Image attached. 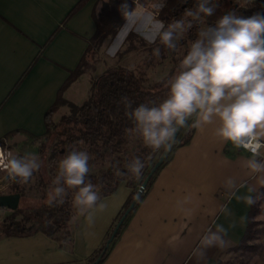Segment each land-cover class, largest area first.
Here are the masks:
<instances>
[{
  "label": "crops",
  "instance_id": "crops-1",
  "mask_svg": "<svg viewBox=\"0 0 264 264\" xmlns=\"http://www.w3.org/2000/svg\"><path fill=\"white\" fill-rule=\"evenodd\" d=\"M80 1L0 0V139L14 155L22 156L34 147L39 158L32 135L45 133L46 113L96 31L93 11L98 0H88L74 12ZM87 74L67 90L68 100ZM215 127L195 128L190 142L171 151L99 264H221L224 255L239 248L251 221L264 225V172L244 167L250 153L221 141L214 135ZM16 130L22 132L4 138ZM228 177L240 186L237 195H250L253 205L235 197L229 203L223 187ZM131 191L122 181L114 193L101 197L106 208L95 211L92 226L84 217L75 218L70 243L61 244L43 232L1 236L0 264L87 263L105 244ZM225 203L231 216L219 211ZM233 223L235 227H229ZM217 224L228 229L226 246L212 247L198 259L194 250L201 237ZM246 264H264V252L254 254Z\"/></svg>",
  "mask_w": 264,
  "mask_h": 264
},
{
  "label": "clouds",
  "instance_id": "clouds-1",
  "mask_svg": "<svg viewBox=\"0 0 264 264\" xmlns=\"http://www.w3.org/2000/svg\"><path fill=\"white\" fill-rule=\"evenodd\" d=\"M186 2V0H185ZM122 0L118 10L127 8ZM218 5L212 0H199L195 10H186L190 20H176L165 27L163 21H156V31L151 42L157 39L165 49L175 51L178 41L196 27V39L179 61L174 72L164 83L166 97L159 103H142L132 108V102L123 98L125 116L133 121L134 131L144 143L160 149L169 145L176 134L188 126L201 128L215 124L214 135L230 143L235 149L250 153L244 167L253 173L264 172V12L250 16L228 11L213 25L199 28L201 15L210 17ZM127 15V13H125ZM152 55L159 59L161 48L153 49ZM151 105V106H150ZM81 144L83 141L80 142ZM89 154L74 147L58 163V171L47 190L44 203L48 207L62 206L68 190H75L72 204L86 224L95 223V211H103L97 185L88 178ZM145 167L137 156L126 168L131 176L139 179ZM41 168L39 158L32 153L14 155L0 148V170L7 173V179L28 184L35 172ZM116 176H122L119 169ZM229 197L253 205L250 195H237L239 185L228 177L223 184ZM219 211L226 217L233 213L225 203ZM229 227H235L231 224ZM228 229L217 224L209 228L200 239V246L194 250L198 259L206 256L212 247L224 248Z\"/></svg>",
  "mask_w": 264,
  "mask_h": 264
},
{
  "label": "trees",
  "instance_id": "trees-1",
  "mask_svg": "<svg viewBox=\"0 0 264 264\" xmlns=\"http://www.w3.org/2000/svg\"><path fill=\"white\" fill-rule=\"evenodd\" d=\"M141 1L144 2L145 0ZM242 1L243 5H240V3L233 4L231 0H212L213 4L218 5L215 14L210 17L201 15V19L206 20L207 27L208 25H213L220 16L228 11H235L237 14H242L244 16H250L256 12H264V0H254L251 2L249 0ZM87 2L88 0H81L74 9V12L81 9ZM121 2L122 0L97 1L93 11L96 31L89 39L87 49L78 66L70 72L68 79H66L58 92L55 103L47 111L44 122L46 123L45 133L41 135H32L34 142L38 144L40 157L47 160L50 175H56L60 159L64 157L68 151L72 150L73 147L76 150L92 153L98 158L111 157L116 153L119 154V152L124 149L125 144L129 142L128 139L137 132L134 131L133 121L125 116L123 98L127 97L128 100L132 102V108H135L142 103H148L150 101L159 104L166 97L167 89L163 86V83L174 74L180 60H174L173 67L161 80L147 84V69L153 68L161 63V60L152 55L153 49L160 47L162 52V45L158 39L154 43L146 42L133 30L129 32L126 38L127 46L122 49V51L120 50L118 52V56L122 58L130 52H134V50L145 51L147 52V56L144 61V68H139V70L129 69L124 66L108 68L104 73L92 78L91 94L88 100L81 104H75L65 97V93L71 85L85 74L90 60L99 53L98 50L102 48L105 40L116 39L121 29L130 19L136 5L134 0H127L128 7L118 10ZM198 2L199 0H186V2L185 0H162V9L159 12L158 18L165 23V27L176 20H190L191 18L185 15L186 10H195ZM125 13H127V15H125ZM197 30L198 29L195 27L191 34H189L190 42L196 39ZM183 42L185 41L180 40L178 45ZM63 106H68V108H70V113L63 114L60 120L55 122L53 117ZM191 124L192 120H189L188 126L180 130L181 132L173 149L190 142L195 132V128L192 127ZM19 132H22V130L12 131L6 134L4 138H9ZM81 141H83L82 144L80 143ZM0 144L4 145V139H0ZM165 149L166 147L164 146L161 154ZM169 156L170 154L167 158H169ZM167 160L168 159L164 160L157 172L153 175L147 188ZM153 166L149 169L144 167L139 179L131 176L126 167L119 169L112 167V165L106 171H103L101 175L97 176L89 173L88 178L93 184L97 185V191L100 197L114 193L122 181H126L127 185L132 189L127 203H125L123 210L119 216H117V224L135 199L138 189ZM117 169L124 173V175L116 176L115 172ZM0 173H2V171ZM34 177L35 173L33 175V178ZM41 180L40 188L43 193L42 200L45 201L47 198V190L51 186V183L43 176ZM31 181L32 179L30 182ZM26 186L27 184H19L12 181L5 191H0V194L19 192L22 198ZM74 194L75 190L69 189L66 202L58 207L50 208L44 204V206L26 210H23L20 206L16 210L0 208V237H23L36 234L37 232H43L48 236H55L61 244L70 243L74 228L76 227L75 218L80 216L77 210L73 211L71 206V198ZM144 195L145 192H143L135 208L141 202ZM4 210L8 213L5 214L3 212ZM256 211L255 209V212ZM117 224L112 228L105 244L87 263L83 264H99L106 257L108 252L106 246ZM123 224L120 229L123 227ZM257 224V222L251 221L246 237L241 242L238 249H252L253 246L248 245V240L254 239L257 236L259 232Z\"/></svg>",
  "mask_w": 264,
  "mask_h": 264
},
{
  "label": "rangeland",
  "instance_id": "rangeland-1",
  "mask_svg": "<svg viewBox=\"0 0 264 264\" xmlns=\"http://www.w3.org/2000/svg\"><path fill=\"white\" fill-rule=\"evenodd\" d=\"M249 1L251 2L254 0ZM138 2L141 7L136 10L137 12H134L135 15L130 17L128 22L121 29L120 34L117 36V38L105 40L102 48L98 50L99 53L90 60V63L86 70L88 71L87 76L81 78L78 84H76L72 88L71 93H69V100L72 103L81 104L84 101L88 100L91 94L92 78H94V76L96 75L104 73L108 68L114 66H124L129 69L139 70V68L145 67L144 61L147 56V52L145 51L134 50V52H130L122 58L118 56V52L120 50L122 51V49L127 46L126 38L131 30L136 31L146 42L152 43L151 41L157 28L155 22L161 21L159 20L158 16H154L152 12L159 13L161 11L162 0H145L144 2L138 0ZM231 2H233V4L240 3V5H243L242 0H231ZM199 26L200 28L206 27V20L200 19ZM194 29L195 27L187 34V36L180 39L185 42L179 44L174 52L165 49L162 45V55L159 58V60H161V63L157 64L153 68L147 69V84H151L155 81L161 80L163 76L166 75L173 67L174 60L176 59L177 61L182 59L183 55L186 54V51L190 45L189 34H191ZM69 113L70 108H68V106H63L60 111L54 115L53 119H55V122H58L63 114ZM128 140L129 142L125 144L124 149L121 150L119 154L116 153L111 157L98 158L95 157L94 154L88 153L90 157L89 173L95 174L97 176L101 175V173L103 171H106L111 165L112 167H116L119 169L124 168L131 160H133L137 156L142 159L145 167L149 169L159 159V157L161 156V151L164 148V146H162L160 149L156 150L147 146L138 133L132 135ZM10 148L11 147L9 146V149ZM29 150L27 148V152H24V154H34V147H31V150ZM39 160L41 162V168L39 171L35 172V177L32 178V181L29 184H27L24 196L21 198V204L19 206L23 210L35 209L44 206L45 203L44 200H42L43 193L42 189L40 188V183L42 181L41 177L43 176L48 182L50 181V183L55 178V176L50 175L49 173L47 160L41 158L40 156ZM5 175V173H0V180L4 179ZM72 198L71 206L73 211H75L77 209L72 204ZM6 213L8 212L5 211V214ZM257 229L259 230L257 236L254 239L248 240V245L253 246L252 249H242L229 252L222 257L221 264H246L249 258L253 257L254 254L256 255L258 253L264 252V225L257 226Z\"/></svg>",
  "mask_w": 264,
  "mask_h": 264
},
{
  "label": "water",
  "instance_id": "water-1",
  "mask_svg": "<svg viewBox=\"0 0 264 264\" xmlns=\"http://www.w3.org/2000/svg\"><path fill=\"white\" fill-rule=\"evenodd\" d=\"M180 132L181 131H179L176 134L175 139L168 146H166V149L163 151V153L161 154V156L159 157V159L157 160V162L155 163L153 168L148 173L147 177L145 178V180L143 181L142 185L138 189V193H137L135 199L133 200L131 205L128 207V209L126 210V212L123 215V217L118 222V224H117V226H116V228H115V230H114V232H113V234H112V236H111V238H110V240H109V242H108V244L106 246V249L109 247L110 243L116 237V235L118 233V230L120 229L121 225L124 223L125 219L132 212V210L135 208L137 202L141 198L143 192L146 190V188L148 186V183L151 180V178L153 177V175L157 172V170L162 165L164 160L167 159V156L172 151L173 146H174V144H175ZM20 201H21V194L19 192H15V193H1L0 194V208L16 210L19 207V205H20Z\"/></svg>",
  "mask_w": 264,
  "mask_h": 264
},
{
  "label": "built area",
  "instance_id": "built-area-1",
  "mask_svg": "<svg viewBox=\"0 0 264 264\" xmlns=\"http://www.w3.org/2000/svg\"><path fill=\"white\" fill-rule=\"evenodd\" d=\"M134 2L136 4L135 5L136 8H135L134 12H137L136 10L139 9L141 6H140L138 0H134ZM143 9H145V8H143ZM152 13H153L154 16H158L159 15V13H157V12L156 13L152 12ZM0 148H3L5 150V152H11L10 149L8 148V146H6V145H0ZM261 157H264V150H262V156ZM1 171H3V170H1ZM3 172L6 175H5L4 179L0 180V190H2L4 184H6L7 182L11 181V180L7 179V173L5 171H3Z\"/></svg>",
  "mask_w": 264,
  "mask_h": 264
}]
</instances>
